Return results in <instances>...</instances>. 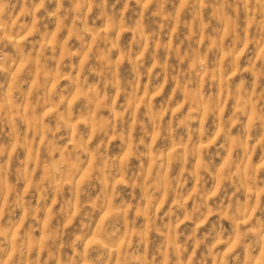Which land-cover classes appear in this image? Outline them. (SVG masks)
I'll return each instance as SVG.
<instances>
[{
  "label": "clouds",
  "instance_id": "clouds-1",
  "mask_svg": "<svg viewBox=\"0 0 264 264\" xmlns=\"http://www.w3.org/2000/svg\"><path fill=\"white\" fill-rule=\"evenodd\" d=\"M0 264H264V0H0Z\"/></svg>",
  "mask_w": 264,
  "mask_h": 264
}]
</instances>
